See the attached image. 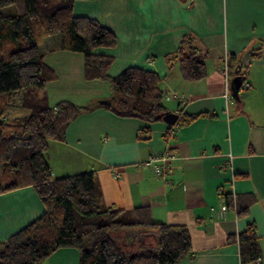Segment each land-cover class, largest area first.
I'll return each instance as SVG.
<instances>
[{
	"label": "crops",
	"instance_id": "obj_1",
	"mask_svg": "<svg viewBox=\"0 0 264 264\" xmlns=\"http://www.w3.org/2000/svg\"><path fill=\"white\" fill-rule=\"evenodd\" d=\"M69 1L74 16L95 20L115 35L113 48L93 50L112 58L108 76L129 67L155 72L165 112L148 126L115 116L97 103L111 97L109 83L85 78L82 55L62 50L58 34L38 38L55 79L34 91L35 98L44 97L51 107L65 102L94 107L80 110L64 140H48L43 155L51 178L91 173L99 207L114 213L115 220L134 222L146 209L152 223L184 227L190 251L176 264H256L241 263L237 243L228 242L253 223L259 264H264V0ZM185 37L204 64L201 80H184L178 62L169 59ZM242 75L250 86L239 88L235 99L231 81ZM9 110L13 119L30 113ZM145 127L147 139L139 134ZM164 151L174 158L160 178L145 161ZM221 194L230 195L232 208L211 216L223 202ZM247 198L248 213L238 217L236 208ZM43 211L31 186L0 193V242ZM40 264H79V251L59 248Z\"/></svg>",
	"mask_w": 264,
	"mask_h": 264
},
{
	"label": "trees",
	"instance_id": "obj_2",
	"mask_svg": "<svg viewBox=\"0 0 264 264\" xmlns=\"http://www.w3.org/2000/svg\"><path fill=\"white\" fill-rule=\"evenodd\" d=\"M10 6L18 9L15 14L3 12ZM52 34L60 36L62 50L82 55L86 79L109 83L112 95L109 103L101 107L117 117L137 119L147 126L162 118L165 110L157 74L129 67L116 77H109L112 58L94 55L93 50L113 48L115 35L95 20L74 16L69 0H0V98L26 89L41 91L55 79L37 44L38 38ZM188 40L185 37L169 59L178 62L184 80L198 81L205 76V67ZM6 42L9 47L4 53L1 48ZM21 103V108L30 113L13 128H7L0 120V193L31 186L44 211L0 242V264H40L55 250L65 247L79 251V264H176L189 254L190 238L184 227L152 223L146 209H141L138 218L130 223L115 220L114 213L101 209L91 173L51 178L43 155L48 140H64L70 122L80 110L94 108L92 105L80 109L65 102L51 107L44 97L35 96L23 97ZM139 134L147 139L149 128ZM221 198L227 208H232L230 195L221 194ZM250 204L247 198L244 206L236 208V215L246 216ZM137 232L154 235L147 237L145 243L122 244L125 235ZM228 242L237 243L241 263L258 259L253 223L237 236L228 237Z\"/></svg>",
	"mask_w": 264,
	"mask_h": 264
},
{
	"label": "built area",
	"instance_id": "obj_3",
	"mask_svg": "<svg viewBox=\"0 0 264 264\" xmlns=\"http://www.w3.org/2000/svg\"><path fill=\"white\" fill-rule=\"evenodd\" d=\"M222 69L225 73V80H227V64H228V57L225 54L222 58ZM242 88L247 89L249 88V82L246 81V76L242 75ZM229 91L228 88H226V91L224 93V97L226 100L229 99ZM173 96V95H172ZM174 97V96H173ZM174 158V155L170 151H164L162 153H159L157 155H150L149 158L145 161V165L149 167L155 175H157L160 178L165 177V175L168 174L170 169V161ZM227 206L224 202L221 203L219 208H212L211 209V216L220 217L222 213H224L227 210ZM254 263L259 264V259H256Z\"/></svg>",
	"mask_w": 264,
	"mask_h": 264
},
{
	"label": "rangeland",
	"instance_id": "obj_4",
	"mask_svg": "<svg viewBox=\"0 0 264 264\" xmlns=\"http://www.w3.org/2000/svg\"><path fill=\"white\" fill-rule=\"evenodd\" d=\"M18 9H11L7 12H4V13H8L10 15L15 14L17 12ZM35 23H38V20L35 21ZM9 47V43H4L3 46H2V51L4 53H6L7 49ZM26 96H30V97H34V93L32 90H23L15 95H12V96H3L0 98V104H6V105H1L0 106V119L3 121V123L5 124V126L7 128H13L15 126V123L17 121H21V119L23 117H19L17 119H13V118H8L11 110H9L10 108H20L21 106V99L23 97H26ZM9 110V111H8ZM21 110H19V113H20ZM23 113H26V111H23ZM118 236L121 238V235L118 234ZM119 238V239H120ZM148 242V240H147ZM134 244V243H133ZM131 246V245H130Z\"/></svg>",
	"mask_w": 264,
	"mask_h": 264
},
{
	"label": "water",
	"instance_id": "obj_5",
	"mask_svg": "<svg viewBox=\"0 0 264 264\" xmlns=\"http://www.w3.org/2000/svg\"><path fill=\"white\" fill-rule=\"evenodd\" d=\"M241 85V78L234 77L231 81V93L235 99H238V91ZM99 105H107L109 100H101L97 102ZM6 163H4V166ZM6 186V184H4ZM153 232H137V233H129L128 235L124 236V240L121 241L123 245H132L133 243H145V239L147 237L153 236ZM130 237V239L128 238Z\"/></svg>",
	"mask_w": 264,
	"mask_h": 264
}]
</instances>
